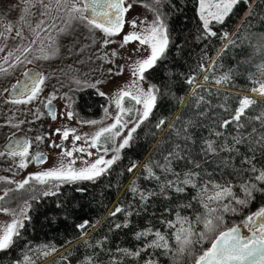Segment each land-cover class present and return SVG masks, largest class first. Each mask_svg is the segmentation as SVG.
<instances>
[{"label":"trees","instance_id":"obj_1","mask_svg":"<svg viewBox=\"0 0 264 264\" xmlns=\"http://www.w3.org/2000/svg\"><path fill=\"white\" fill-rule=\"evenodd\" d=\"M151 1L167 26L169 44L164 57L144 72L156 97L148 118L102 175L63 183L47 196L30 198L24 227L9 248L0 250V264H21L25 256L32 264H189L218 231L242 223L264 206V182L255 180L264 169V94L251 96L255 103L239 122L222 126L233 120L242 91L264 82V0H240L222 23L211 21L215 36L203 28L198 0ZM70 93L77 116H96L106 102L92 86ZM123 107L133 109L120 113L122 122L130 121L136 102L125 97ZM161 120L165 123L157 128ZM206 141L213 142L215 152L207 151ZM114 142L105 146L110 149ZM189 171L199 174L193 178L196 187L177 183ZM217 184L230 187L236 199L245 198L241 185L255 184L257 190L244 206L227 195L209 202L207 198L220 190ZM177 187L184 190L178 192ZM205 203L217 210L213 215L221 221L217 233L195 243L205 231ZM224 205L236 211H224ZM117 207L121 211L111 215ZM85 221L88 226L80 229ZM189 226L197 235L192 237V253L184 254L175 236ZM157 231L166 237L168 248L148 247ZM141 232L149 234L137 239ZM124 250H139L140 255Z\"/></svg>","mask_w":264,"mask_h":264},{"label":"rangeland","instance_id":"obj_2","mask_svg":"<svg viewBox=\"0 0 264 264\" xmlns=\"http://www.w3.org/2000/svg\"><path fill=\"white\" fill-rule=\"evenodd\" d=\"M205 2L206 5H214L217 0H205ZM129 4L131 7L124 14L122 30L108 37L98 29L90 30L80 21H71L70 26L66 28L67 12L63 7L58 9L56 0H0V49H2L0 50V152L6 153L2 144L9 135L18 132L27 135L30 145L26 168L19 167V157L0 156V178H3L0 179V197H4L0 200V204L3 207L19 213L25 202L29 207L30 198L44 191H53L57 188L53 186L54 184L60 185L56 181L49 182L48 185H40L29 179V185L24 189L17 188V183L29 178V174L59 167L61 163L67 166L73 159L76 161L74 167L78 169L87 166L85 161L90 164L100 156H104L107 160L119 153L116 149L127 136L128 130L138 122L143 113V104H136L131 122L122 130L121 135L116 137L114 145L106 154L103 149L90 147L95 132L114 122L118 113L115 105L117 94L124 90L136 95L139 88L145 93L151 89L155 95L153 85L140 79L138 73L133 75L134 62L146 59L150 55V47L140 45L139 41H131L123 47L121 45L124 35L148 27L156 19L157 12L153 9L151 0H125L124 6L128 7ZM25 8L28 9L27 12ZM196 10L200 17L199 0ZM211 10L214 11V7ZM132 20L136 21L135 29L130 23ZM9 25L11 31L8 30ZM63 28H66V31L60 32ZM17 32L21 35L18 36ZM105 39L111 42L104 44ZM41 47L46 50L49 59L37 58L41 55ZM25 48L29 51L25 52ZM28 65L45 77L44 83L40 86L42 91L38 98L30 103H13L12 101L18 97L7 96L5 90H8ZM199 81L198 78L196 82ZM92 85H95L94 88L98 92L104 93L106 102L96 116H77L71 107L73 94L70 90ZM252 94L263 95L261 92L248 91L243 93L241 98L250 99ZM53 96L56 119L50 117L44 109L45 103ZM105 109L108 110L107 113ZM68 112L73 114L70 119ZM87 121H97V123L90 124ZM56 129L61 131L56 132ZM66 129H75V132L69 131L68 138L64 139L63 131ZM76 135L81 139L74 140L73 137ZM38 136L43 139L37 141ZM53 144L60 147H54ZM74 148H84L85 151L81 153ZM37 149L44 152L46 157L39 164L33 162L32 156ZM65 151H72V157L64 155ZM87 152H92V155L88 156ZM9 189L12 191L5 196V192ZM6 203L10 204L4 205ZM258 210L247 214L240 223L243 234L249 233L243 227L246 218ZM12 219L11 212L0 211V228L10 223Z\"/></svg>","mask_w":264,"mask_h":264},{"label":"snow or ice","instance_id":"obj_3","mask_svg":"<svg viewBox=\"0 0 264 264\" xmlns=\"http://www.w3.org/2000/svg\"><path fill=\"white\" fill-rule=\"evenodd\" d=\"M200 2V19L203 22V28L207 30V33L211 36H215L216 32L211 31L210 22L215 21L217 23H222L233 10V7L240 2V0H217L214 5H206L205 0H199ZM156 3H159V0H156ZM56 4L58 9L63 7L67 12V21L66 28L70 26L71 21H80L84 23L90 30H100L106 36L111 37L118 34L123 26H124V14L131 7L129 4L128 7H125V0H56ZM214 7V11L211 10ZM27 8H25V12H27ZM131 25L135 29L136 21L132 20ZM54 26V25H53ZM66 28L60 29V32L66 31ZM8 30L11 31V25L8 26ZM17 35H21L20 32H17ZM225 37L227 33L223 34ZM131 41H139L140 45H147L150 47V55L147 56L146 59L136 60L133 65V75L139 74L140 79L144 78V72L146 69H151L158 60L162 59L165 55V51L169 44L167 26L164 20L161 18V14L157 11L156 19L151 22L148 27L143 28L141 31L133 30L123 37L122 47L128 44ZM35 42V41H33ZM111 41L105 39L104 44H108ZM2 50V49H0ZM25 52L29 51L28 48L24 49ZM41 55L37 58L49 59L50 56L47 54L46 50L41 47L40 48ZM54 55L55 52L53 51ZM115 55V53H113ZM11 55V54H10ZM19 60V57H17ZM31 63V61H29ZM225 76L223 79H227ZM207 79V77H205ZM45 77L41 74H36L35 76L30 75V84H25L21 89H17L16 96L18 98L14 99L12 102L17 104H25L30 103L33 100L37 99L39 93L42 91L40 87L44 83ZM194 78L189 79V83H192ZM220 81H217L219 83ZM79 83V81H77ZM100 83V81H97ZM95 87V85H92ZM13 88L16 89V85H13ZM7 91V89L5 90ZM260 91L264 94V84L260 85ZM100 95H104L103 92ZM125 97H130L131 100L135 101L136 104H143V113L139 117L138 122L128 130L127 136H125L122 142L119 144V147L116 149L118 153L120 149H123L125 146L129 145L130 140L133 138V133H135L139 124L142 123L145 119L148 118L152 108L155 105L156 97L153 95V91L150 89L147 93L143 92L141 89H137V94L133 95L130 91L121 90L116 98L115 105L119 110L115 120L112 124L107 127H101L91 138L90 147H100L103 149L106 154L109 151V148L105 145L110 144L115 141L116 137L121 135L122 130L127 127V124L131 121H121L120 113L131 112L133 109H125L123 107V101ZM50 97L47 102V106L49 108V112L52 115L53 119H56L55 110L52 108V99ZM202 99V98H201ZM255 101L244 97L239 101V108L236 110L235 115L232 121L225 120L223 122V127H227L228 124L232 122H239L241 116L244 114L245 110L249 108ZM108 110L105 109V113ZM68 118H72V112L67 113ZM90 124H96L97 121H87ZM165 123L164 120H161L156 127L159 128L161 125ZM60 129H56V132H60ZM69 131L75 132V129L64 130L63 138L67 139L69 136ZM217 136H220L221 133L217 132ZM43 138L38 136L36 140H42ZM74 140H80L81 137L76 135L73 137ZM264 139V137H262ZM241 141L236 140L235 143H240ZM29 141L27 139H14L13 142L9 145L7 152H0V156L8 155L10 157H19V167L26 168L27 160L29 157ZM54 147H60V145L53 144ZM207 151L215 152L216 148L212 141H206ZM75 151L83 153L85 151L84 148H74ZM231 151L232 149H228ZM64 155L68 157H72V151H65ZM88 156L92 155V152H87ZM170 155H173L170 153ZM120 157L118 154L113 155L110 159H105L104 156H100L94 162L87 164L85 167L75 168V159L71 160L67 166L63 163L60 164L59 167H53L51 169H47L45 171L36 172L33 174H29V178H25L22 182L17 183V188L24 189L26 185H29V179L34 180L36 183L40 185H48L49 182L56 181L60 184L68 183V182H76L83 180H94L95 178L102 175L108 167H110L116 160ZM37 162H43L46 157L44 154H37ZM245 163L252 165L251 171L257 172V169L254 164H252V160L249 158H245ZM135 165L133 164L128 171H132ZM147 167V166H146ZM198 167V165H197ZM166 171H171L170 168L165 169ZM150 174L152 173V169L148 168ZM179 177L180 174L173 173ZM199 174L193 171H189L183 173V180L177 181L179 184L183 185H191L192 187H196V184L193 183V178L197 177ZM3 179V178H0ZM157 179H159L157 177ZM255 180L264 182V169L259 170L258 175L255 176ZM168 184H172V181H168ZM54 187H58L57 184L53 185ZM209 185H204V189H206ZM214 187L220 189L213 196L208 197V201H219L224 196H230L235 203L240 206H244L248 203L249 199L252 198V192L257 190L255 184L250 185H241V188L244 192V199H236L235 195L232 193L230 187H222L221 185H214ZM135 191L136 189H132ZM182 187H177L176 191H183ZM12 190L9 189L5 192V196L8 195ZM43 195L47 196L50 193L48 191H44ZM151 195V193H150ZM4 197H0V200H3ZM142 199L145 197L142 195ZM28 207L27 202L23 208L20 209L19 213L15 210H11L7 207L0 206V211L8 213L11 212L13 219L10 223H6L2 228H0V250H5L9 248L13 242L14 238L19 236L20 229L24 227V220L27 219L25 212ZM205 208H208V204H204ZM121 208L117 207L111 215H115L117 212H120ZM217 210L208 208V213L206 217L203 219V224L205 231L200 232L198 234V239L195 243H199L208 238L210 233H217L219 224L221 221V217L213 215ZM224 211H236L235 208H229L228 205H224ZM199 219V218H198ZM189 223L188 221H185ZM169 227H173L171 221L167 222ZM88 226V222L85 221L83 224L79 225L80 229ZM127 226V225H125ZM120 227V225H117ZM244 228L248 230L250 234L245 235L242 233V229L240 226H234L228 228L224 231H218V234L214 236V238L210 239V247L202 251V254L194 257V264H264V207H261L257 212L252 215H249L246 218V221L243 225ZM150 231V230H149ZM148 232H141L137 234V239L142 236L148 235ZM197 235L192 232L191 227L189 226L187 229L181 227V229L177 232L175 239L177 244L179 245L178 251L184 254H191L192 248L194 245V241L192 237ZM156 240L152 242V244L148 245V247H157V248H168V241L164 235H162L159 231L155 233ZM127 255H135L139 256L140 251L136 252H128L124 250ZM21 264H32V261L25 256L24 260ZM146 264H152L151 261H147Z\"/></svg>","mask_w":264,"mask_h":264},{"label":"flooded vegetation","instance_id":"obj_4","mask_svg":"<svg viewBox=\"0 0 264 264\" xmlns=\"http://www.w3.org/2000/svg\"><path fill=\"white\" fill-rule=\"evenodd\" d=\"M36 74H38V72L36 71L35 68H33L32 66L28 65L25 67V69L22 71V73L20 74V76H18V78L11 84V86L8 88V90L11 88V90L9 91L10 92V97H16V91L17 89H21L23 87V85L25 84H30L31 81H30V75L31 76H35ZM13 85H16V89L13 88ZM19 133V132H18ZM17 133H14V134H11L9 135L7 138L15 135ZM6 138V139H7ZM17 139V138H15ZM25 139L28 140L27 138V135L25 136ZM14 140V139H13ZM8 149L4 150L7 152ZM40 150L37 149L34 154L32 155L34 157V155L39 152ZM40 162L38 163H35V164H39Z\"/></svg>","mask_w":264,"mask_h":264},{"label":"water","instance_id":"obj_5","mask_svg":"<svg viewBox=\"0 0 264 264\" xmlns=\"http://www.w3.org/2000/svg\"><path fill=\"white\" fill-rule=\"evenodd\" d=\"M10 90H11V88H10L9 90H7V96L10 95V92H9ZM248 91H249L250 93H252L250 89H249ZM248 91H242V92H243V93H248ZM252 96H256V94H252ZM250 98H251V97H250ZM47 102H48V101H47ZM47 102L45 103L44 109L48 112L49 116L52 117V115H51L50 112H49V108H48V106H47ZM237 106L239 107L240 105L238 104ZM52 108L55 110V103H54L53 101H52ZM15 138H18V139L23 140V139H25V134L22 133V132H19V133L13 135V136L7 138V139L5 140V142L2 144V148L5 149V150L8 149L9 145L13 142V139H15ZM41 153L44 154V152L39 151V152H37V153L34 155V157H33V162H34V163H38L36 157H37V154H41ZM44 156H45V154H44ZM234 226H240L241 229H242V225L239 223V224H235V225L229 226V227H227V228H225V229H223V230H221V231L227 230L228 228H231V227H234ZM242 233H243V232H242ZM217 234H218V233H217ZM248 234H250V233H247V234H245V235H248ZM208 247H210V243H209ZM208 247H207V248H208ZM189 264H194V261L191 262V263H189Z\"/></svg>","mask_w":264,"mask_h":264},{"label":"bare ground","instance_id":"obj_6","mask_svg":"<svg viewBox=\"0 0 264 264\" xmlns=\"http://www.w3.org/2000/svg\"><path fill=\"white\" fill-rule=\"evenodd\" d=\"M261 84H264V82L261 83ZM261 84H259V85L255 86V87H253V88L251 89V92H252V93H259V92H261V91H260V85H261Z\"/></svg>","mask_w":264,"mask_h":264}]
</instances>
